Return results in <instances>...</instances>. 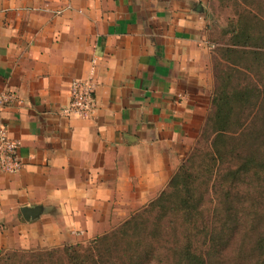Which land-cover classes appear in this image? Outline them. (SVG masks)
<instances>
[{
  "label": "crops",
  "instance_id": "crops-1",
  "mask_svg": "<svg viewBox=\"0 0 264 264\" xmlns=\"http://www.w3.org/2000/svg\"><path fill=\"white\" fill-rule=\"evenodd\" d=\"M211 1L0 0V94L17 99L0 123L22 163L0 170V249L84 243L166 186L211 108ZM88 78L91 114L63 113Z\"/></svg>",
  "mask_w": 264,
  "mask_h": 264
},
{
  "label": "trees",
  "instance_id": "trees-1",
  "mask_svg": "<svg viewBox=\"0 0 264 264\" xmlns=\"http://www.w3.org/2000/svg\"><path fill=\"white\" fill-rule=\"evenodd\" d=\"M263 1L227 0L211 108L158 195L86 244L0 249V264H264Z\"/></svg>",
  "mask_w": 264,
  "mask_h": 264
},
{
  "label": "built area",
  "instance_id": "built-area-1",
  "mask_svg": "<svg viewBox=\"0 0 264 264\" xmlns=\"http://www.w3.org/2000/svg\"><path fill=\"white\" fill-rule=\"evenodd\" d=\"M93 66L91 67V70ZM94 84L90 78L72 80L70 85V101L63 113L73 112L80 117H87L93 110ZM16 96L11 92L0 94V105L6 102L16 101ZM19 141L12 138L5 125L0 123V170L4 172H16L22 163L18 154Z\"/></svg>",
  "mask_w": 264,
  "mask_h": 264
},
{
  "label": "rangeland",
  "instance_id": "rangeland-1",
  "mask_svg": "<svg viewBox=\"0 0 264 264\" xmlns=\"http://www.w3.org/2000/svg\"><path fill=\"white\" fill-rule=\"evenodd\" d=\"M226 2H227V0H212L211 1L212 12H211L210 23H209V35L211 36V39L214 42V44H216V42H222L223 40H225V38L223 39L222 35H221L222 34L221 33L222 28L223 27L226 28L227 20H229V18L233 17L232 10H231L230 6L226 5ZM263 4H264V1H263ZM213 19L216 20V24L214 22H212ZM115 226H117V225H114L113 227H111V229L114 228ZM104 232H107V231H104ZM104 232H102V233H104ZM102 233H99V235ZM90 240H88L82 244H86ZM236 247H237V244H235V243H233L231 245V253H233L234 255H235ZM2 249H4V248H2ZM7 249H12V248H7ZM14 250H24V249H14ZM28 250H30V249H28Z\"/></svg>",
  "mask_w": 264,
  "mask_h": 264
},
{
  "label": "water",
  "instance_id": "water-1",
  "mask_svg": "<svg viewBox=\"0 0 264 264\" xmlns=\"http://www.w3.org/2000/svg\"><path fill=\"white\" fill-rule=\"evenodd\" d=\"M42 207L36 205L33 207H21V213L26 220L35 219L41 213Z\"/></svg>",
  "mask_w": 264,
  "mask_h": 264
}]
</instances>
